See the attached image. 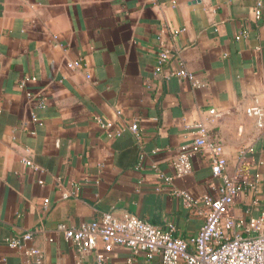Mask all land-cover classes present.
I'll use <instances>...</instances> for the list:
<instances>
[{"label":"crops","instance_id":"1","mask_svg":"<svg viewBox=\"0 0 264 264\" xmlns=\"http://www.w3.org/2000/svg\"><path fill=\"white\" fill-rule=\"evenodd\" d=\"M256 4L0 0V264H36L8 245L27 232L25 246L39 249L44 264H97L102 242L80 250L57 226L104 212L173 225L184 239L196 234L203 217L173 192L215 193L208 158L196 154L188 175L164 178L174 176L197 123L223 145L227 172L249 150L257 190L242 193L234 212L248 219L264 211V0L258 18ZM160 50L170 56L162 66ZM182 65L192 79L167 77ZM22 81L42 90L45 108ZM252 106L261 117L247 112ZM107 255V264H124L127 253Z\"/></svg>","mask_w":264,"mask_h":264},{"label":"built area","instance_id":"2","mask_svg":"<svg viewBox=\"0 0 264 264\" xmlns=\"http://www.w3.org/2000/svg\"><path fill=\"white\" fill-rule=\"evenodd\" d=\"M262 1L257 0L254 8L257 18L261 15ZM169 59L168 52L160 50L158 65L166 64ZM79 66L80 61L67 63L69 69ZM168 76L193 78L183 65ZM25 82H20L19 86L26 91V97L35 100L39 108H45L46 100L42 90L33 94L25 88ZM247 112L261 117L258 106L248 108ZM99 123L105 129L113 126L111 121L99 120ZM193 127V140L181 145L178 150L174 176L164 179L172 180L188 175L191 172V158L196 154L200 153L208 158L211 174L218 183L214 187L215 193L193 196L184 191L173 192L185 206L198 209L203 217L196 234L184 239L173 235V225L159 228L136 215L127 213L118 217L112 212H104L98 218L83 221L78 227L59 224L57 230L83 251H93L102 242L104 252L97 253V264H107V254L114 249L126 251L124 264H264V211L248 219L234 212L242 193L256 194L257 190L258 179L251 171L249 150L243 148L239 151L233 170L229 173L223 145L209 136L203 123L194 124ZM128 129L139 137L137 122L132 121ZM120 132L116 131L117 134ZM24 162L35 167L28 159ZM257 202L254 197L253 203ZM44 204L47 208V201ZM31 237L32 234L27 232L19 239H10L8 245L24 249V253L32 257L36 264H44L39 249L25 246V242Z\"/></svg>","mask_w":264,"mask_h":264}]
</instances>
